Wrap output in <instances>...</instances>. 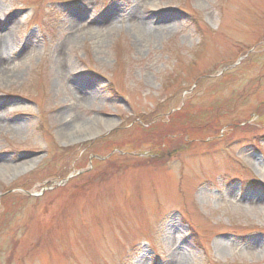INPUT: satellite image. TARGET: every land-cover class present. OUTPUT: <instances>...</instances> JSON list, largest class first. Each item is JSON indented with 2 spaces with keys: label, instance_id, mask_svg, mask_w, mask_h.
Returning a JSON list of instances; mask_svg holds the SVG:
<instances>
[{
  "label": "rangeland",
  "instance_id": "obj_1",
  "mask_svg": "<svg viewBox=\"0 0 264 264\" xmlns=\"http://www.w3.org/2000/svg\"><path fill=\"white\" fill-rule=\"evenodd\" d=\"M5 36L0 264H264V0H0Z\"/></svg>",
  "mask_w": 264,
  "mask_h": 264
},
{
  "label": "bare ground",
  "instance_id": "obj_2",
  "mask_svg": "<svg viewBox=\"0 0 264 264\" xmlns=\"http://www.w3.org/2000/svg\"><path fill=\"white\" fill-rule=\"evenodd\" d=\"M142 1L145 2V0H142ZM137 3L133 6V8H132L133 12L131 14H132V19L135 22V27L138 26V30H137L138 32L136 34V35H138V37H140V38L151 37L150 35H153L151 30L154 29V27H155V30L157 32L166 28L167 24L159 23L161 21L159 12L152 11V12H150L149 15H145V13H143V11L139 10V7H138L139 4H137ZM152 5H154V4H152ZM154 19H156V21ZM153 21L156 22V24ZM153 24L156 26H154ZM8 40H9L8 36H5L3 39V42L0 43V57L3 55V48L9 44ZM72 94H73V91H72ZM85 98H88V97H85ZM85 98H84V96L82 97V99H85ZM0 128H1V126H0ZM80 129H82V127L79 128L78 130H80ZM81 132H84V134H85L86 132H88V130L87 131L81 130ZM32 164H33V162L22 163V164H17V165H13V166H10V165L7 166L6 165L3 167V171L6 172V174H8L11 177V176H14V175H17V174H20V173L27 171L29 168L32 167Z\"/></svg>",
  "mask_w": 264,
  "mask_h": 264
},
{
  "label": "trees",
  "instance_id": "obj_3",
  "mask_svg": "<svg viewBox=\"0 0 264 264\" xmlns=\"http://www.w3.org/2000/svg\"><path fill=\"white\" fill-rule=\"evenodd\" d=\"M182 108H180V110L178 109L176 112H175V114H179V113H181L182 112ZM175 114H173V115H175ZM32 176H34V175H36V173H34V175L33 174H31ZM46 176V175H45ZM35 177H39V176H35ZM28 182V181H27ZM24 183V186L26 187V184H28V183ZM27 188V187H26ZM24 197H25V195H23ZM11 198H13V197H11ZM11 198H10V200H11Z\"/></svg>",
  "mask_w": 264,
  "mask_h": 264
}]
</instances>
